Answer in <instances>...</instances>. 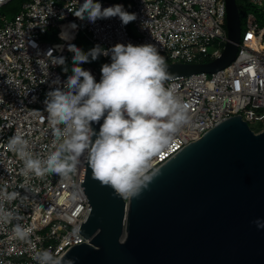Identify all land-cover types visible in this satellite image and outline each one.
I'll return each mask as SVG.
<instances>
[{"label": "built area", "instance_id": "obj_1", "mask_svg": "<svg viewBox=\"0 0 264 264\" xmlns=\"http://www.w3.org/2000/svg\"><path fill=\"white\" fill-rule=\"evenodd\" d=\"M11 1L0 0V190L20 193V199L3 203L32 233L22 242L12 233L17 220L0 225V264H36L32 259L36 251L51 249L62 257L71 247L90 242L81 233L79 239L71 236L74 225L81 228L89 208L82 186L87 153L68 178L55 174L36 178L21 174L23 162L7 147L8 139L19 132L30 141L34 153L45 156L52 150L54 137L44 100L54 81L63 84L67 80L60 70L63 66L51 64L52 54L66 57L67 64L68 45L83 35L104 49L118 43L153 44L166 62L210 61L221 55L229 40L227 4L226 0H128L130 13L137 15L133 21L136 35H132L130 23L122 25L119 17L95 23L76 17L84 0H26L10 15L2 10ZM94 2L104 8L118 4ZM248 2L264 7V0ZM73 23L76 28L70 27ZM245 23L238 53L228 66L166 82L188 104L191 122L172 148L153 161L155 171L228 117L240 115L250 126L260 123L257 130L251 127L255 132L264 130V28L253 12L247 14ZM250 32L256 47L247 41ZM49 50L52 53L47 57ZM102 57L111 62L110 55ZM81 67L99 82L101 69L89 63Z\"/></svg>", "mask_w": 264, "mask_h": 264}, {"label": "water", "instance_id": "obj_2", "mask_svg": "<svg viewBox=\"0 0 264 264\" xmlns=\"http://www.w3.org/2000/svg\"><path fill=\"white\" fill-rule=\"evenodd\" d=\"M226 4L229 40L221 55L206 62H166L170 79L216 72L235 59L243 23L238 1ZM102 123L92 124L96 133ZM82 186L89 208L80 233L90 242L71 247L62 259L75 264H264V228L254 223L264 222V130L255 132L240 115L176 153L128 203L92 179L87 154Z\"/></svg>", "mask_w": 264, "mask_h": 264}, {"label": "clouds", "instance_id": "obj_3", "mask_svg": "<svg viewBox=\"0 0 264 264\" xmlns=\"http://www.w3.org/2000/svg\"><path fill=\"white\" fill-rule=\"evenodd\" d=\"M74 15L91 23L119 17L124 26L137 19L123 4L104 8L94 0H84ZM68 50L74 53L71 75L63 84L54 81L44 100L54 137L52 150L45 156L34 153L30 141L19 132L8 139L7 147L23 162L21 174L36 178L52 174L68 178L87 153L92 179L111 187L117 196L138 198L155 175L153 161L170 150L190 125L188 104L174 88L166 86L170 79L166 60L153 44L118 43L111 49L96 45L88 52L69 44ZM49 53L52 51L47 57ZM101 55H110L111 62L102 65L97 82L91 71L80 65ZM37 63L43 72L40 60ZM51 64L64 66L66 57L52 54ZM102 119L96 133L92 124ZM20 198V193L0 190V225L17 220L12 233L23 242L30 238L31 227L20 223L18 214L3 203ZM254 223L264 228V222ZM80 231V225H74L71 236L79 239ZM32 259L36 264H75L74 259H62L51 249L36 251Z\"/></svg>", "mask_w": 264, "mask_h": 264}, {"label": "trees", "instance_id": "obj_4", "mask_svg": "<svg viewBox=\"0 0 264 264\" xmlns=\"http://www.w3.org/2000/svg\"><path fill=\"white\" fill-rule=\"evenodd\" d=\"M26 1V0H25ZM238 1V4H239V8H240V12H241V10L243 11V14H241V18H242V23H243V20L245 19V21H246V16H247V14L249 13V12H253L252 10H253V5L250 3V2H248V0H237ZM21 5H22V3H17V2H15V0H12L11 2H10V4H9V7L8 8H11L12 9V11H14V14L15 13H17L19 10H20V8H21ZM10 9V10H11ZM254 13V12H253ZM258 19V18H257ZM56 39V38H55ZM58 39V38H57ZM71 44H75L78 48H80V49H82L84 52H88L90 49H92L93 47H95L92 43H90L83 35H79L74 41H73V43H71ZM73 55H74V53L73 52H71V51H69V53H68V62H67V64L66 65H64L63 66V68H61L60 70H61V73L67 78L68 76H69V74H68V71L66 72L65 70H64V68L65 67H67V66H70V67H72V58H73ZM101 58H103L102 57V55L100 56ZM91 59V58H90ZM93 62V61H92ZM95 62V64H93V65H96L98 68L100 67V68H102V64L101 63H99V61H94ZM84 64H86V63H84ZM84 64H82V65H84ZM89 64H91V62L89 63ZM82 65H80V66H82Z\"/></svg>", "mask_w": 264, "mask_h": 264}, {"label": "rangeland", "instance_id": "obj_5", "mask_svg": "<svg viewBox=\"0 0 264 264\" xmlns=\"http://www.w3.org/2000/svg\"><path fill=\"white\" fill-rule=\"evenodd\" d=\"M15 2H17V3H24L25 0H15ZM114 2H116L118 4H123L124 7H127L129 9V12H130L131 3L128 0H114ZM253 7L254 8H253L252 11L257 16L259 25L264 28V7H259L257 5H255ZM11 8L3 9L2 11L3 12H6V13H8L10 15H13L14 14V11H12ZM241 14H243V11L242 10H241ZM246 29H247V27H246V23H245V19H244L243 20V34L245 33ZM130 32H131L132 35H136V29L134 27L133 22H130ZM96 61H99V63H101L102 65L105 64V63H107L106 59L101 58V57H99L98 59H96ZM91 64L93 65V64H95V62L93 61V62H91ZM67 68H68V74L71 75V67L70 66H67ZM99 69H101V68L99 67ZM251 127L253 129L257 130L260 127V123H258V122H252L251 123Z\"/></svg>", "mask_w": 264, "mask_h": 264}, {"label": "bare ground", "instance_id": "obj_6", "mask_svg": "<svg viewBox=\"0 0 264 264\" xmlns=\"http://www.w3.org/2000/svg\"><path fill=\"white\" fill-rule=\"evenodd\" d=\"M247 41H248V43H250L251 45H253L254 47H256L255 42L253 41V35H252L251 32L249 33V35L247 37Z\"/></svg>", "mask_w": 264, "mask_h": 264}]
</instances>
